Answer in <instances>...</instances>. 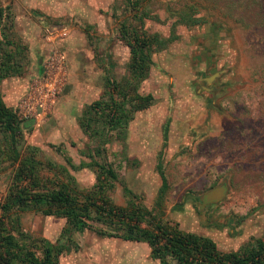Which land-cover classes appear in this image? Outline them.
<instances>
[{
    "label": "rangeland",
    "instance_id": "1",
    "mask_svg": "<svg viewBox=\"0 0 264 264\" xmlns=\"http://www.w3.org/2000/svg\"><path fill=\"white\" fill-rule=\"evenodd\" d=\"M186 4L203 22L175 23V39L152 53L148 75L137 86L139 93L152 95L150 104L134 112L122 130L84 134L77 116L92 100L106 98L109 80L119 84L127 76L120 25H138L141 17L147 32L166 38L175 19L170 12ZM0 8V32L22 47L19 73L0 79L1 99L12 111L9 94L24 87L45 55L42 27L59 22L70 34L69 77L54 111L52 106L37 125L21 130V144L35 148L46 185L66 180L89 191L94 162L105 164L116 176L105 193L117 206L143 205L162 221L209 237L221 251L264 241V0H140L137 11L126 0H0ZM256 129L263 135L255 150ZM2 138L0 133L1 146ZM159 152L167 188L157 208ZM64 169L72 179L64 178ZM11 172L0 154V197ZM215 185L226 189L223 196L203 204L202 195ZM16 215L23 242L64 245L58 264H159L143 241L69 231L64 218L30 208Z\"/></svg>",
    "mask_w": 264,
    "mask_h": 264
},
{
    "label": "trees",
    "instance_id": "2",
    "mask_svg": "<svg viewBox=\"0 0 264 264\" xmlns=\"http://www.w3.org/2000/svg\"><path fill=\"white\" fill-rule=\"evenodd\" d=\"M126 3L131 10L137 11L140 0H126ZM191 6L186 4L180 12H170L175 19L166 38L147 32L141 25V17L137 19L138 25L127 21L120 25L119 37L127 46L129 55L127 76L119 84L109 80L106 98L92 101L80 115L78 126L84 134L93 137L104 129L122 130L134 112L150 104L152 95L139 93L138 83L148 75L152 53L175 39V23L195 25L203 21L201 16L189 13ZM2 17L0 8V27ZM20 49L21 46L8 40L7 34L0 32V79L19 73L22 67ZM31 126L29 122L16 118L0 94V133L4 142L0 145V154L12 165L10 183L0 197V264H58V254L64 249L63 244L45 239L27 244L19 239L24 234L20 230L16 212L28 208L43 215L64 218L69 231L89 229L98 235L143 241L148 246L149 256L159 264H264L263 240L256 239L236 250L221 251L209 237L183 231L177 224L162 221L143 205L132 202L127 207L115 205L105 191L116 176L111 167L105 164L94 162L97 167L95 182L89 191L77 190L66 180H52V185H46V180L39 174L41 162L34 156L35 148L21 144V130H28ZM161 137L162 149L167 139L166 122ZM155 169L160 184L153 205L159 208L167 188L160 152ZM64 173V178L72 179L66 169ZM66 230L64 228L63 231Z\"/></svg>",
    "mask_w": 264,
    "mask_h": 264
},
{
    "label": "built area",
    "instance_id": "3",
    "mask_svg": "<svg viewBox=\"0 0 264 264\" xmlns=\"http://www.w3.org/2000/svg\"><path fill=\"white\" fill-rule=\"evenodd\" d=\"M68 34L65 24H45L41 39L46 52L40 62V70L33 74L25 90L14 104V114L19 121L37 125L42 121L67 80L65 55L60 42Z\"/></svg>",
    "mask_w": 264,
    "mask_h": 264
},
{
    "label": "crops",
    "instance_id": "4",
    "mask_svg": "<svg viewBox=\"0 0 264 264\" xmlns=\"http://www.w3.org/2000/svg\"><path fill=\"white\" fill-rule=\"evenodd\" d=\"M59 23V22H58ZM47 24H57V23H47ZM69 36H70V34H69V32H68V34L62 39V41L60 42V45H61V48H62V50H63V52H64V55H65V61H67V55H66V50H65V48H66V45H67V42H68V40H69ZM41 41V43H42V47L44 48V50L46 51V45H45V43H43V41H42V39L40 40ZM66 66H67V62H66ZM36 72H38V67H36V71H34L33 73H31V76H30V79H31V77L33 76V74H35ZM68 77H69V74H68V70H67V80H66V83H67V81H68ZM29 79V80H30ZM29 82V81H28ZM28 82H26L25 83V85H24V87L23 88H17L15 91L16 92H14L13 94L11 93V94H9V95H13L11 98H9V99H13L14 101L12 102V104H13V107H14V104H15V102H16V100H17V98L20 96V94H22V92L25 90V88H26V86H27V84H28ZM66 83H65V85H66ZM64 87V86H63ZM22 89V90H21ZM95 100V99H94ZM94 100H92V101H94ZM56 101H57V99H56ZM56 101H55V103H56ZM91 101V102H92ZM58 103H60V102H58ZM90 103V102H89ZM5 104V103H4ZM57 105V104H56ZM60 106V105H59ZM58 106V107H59ZM54 109H55V106H53V110L52 111H54ZM79 117H80V115H78L77 116V118H76V123H77V126H78V119H79ZM54 128H55V126H54ZM78 128L81 130V128L78 126ZM54 134L53 133H51L50 135H49V137H51V136H53Z\"/></svg>",
    "mask_w": 264,
    "mask_h": 264
},
{
    "label": "water",
    "instance_id": "5",
    "mask_svg": "<svg viewBox=\"0 0 264 264\" xmlns=\"http://www.w3.org/2000/svg\"><path fill=\"white\" fill-rule=\"evenodd\" d=\"M39 70H40V64L38 65V71ZM223 193H224V187L223 186H221V185L215 186L202 195L201 201L203 204L216 201L223 196Z\"/></svg>",
    "mask_w": 264,
    "mask_h": 264
},
{
    "label": "flooded vegetation",
    "instance_id": "6",
    "mask_svg": "<svg viewBox=\"0 0 264 264\" xmlns=\"http://www.w3.org/2000/svg\"><path fill=\"white\" fill-rule=\"evenodd\" d=\"M203 22V21H202ZM262 135H263V132L262 131H257V129H256V133H255V136H254V138H253V142H255V145H256V147H255V150L258 148L257 147V144H258V141L262 138ZM255 140V141H254ZM262 170H264V168L262 169ZM223 184L225 185V182H223ZM216 186V185H215ZM226 189H224V191H225ZM220 200V199H219ZM214 202V201H213ZM210 203H212V202H210ZM206 204H208V203H206Z\"/></svg>",
    "mask_w": 264,
    "mask_h": 264
}]
</instances>
